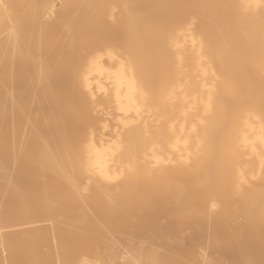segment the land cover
<instances>
[{
    "label": "bare ground",
    "instance_id": "obj_1",
    "mask_svg": "<svg viewBox=\"0 0 264 264\" xmlns=\"http://www.w3.org/2000/svg\"><path fill=\"white\" fill-rule=\"evenodd\" d=\"M0 16L6 264H223L208 252L230 227L236 243L263 246L264 0H0ZM65 74L69 101L52 87ZM17 83L33 97L18 98ZM65 119L83 134L68 138ZM159 205L166 224L147 214L163 231L146 224ZM142 228L158 235L139 239ZM131 232L138 240L120 239ZM199 237L206 245L182 256ZM251 247L236 260L264 264Z\"/></svg>",
    "mask_w": 264,
    "mask_h": 264
},
{
    "label": "rangeland",
    "instance_id": "obj_2",
    "mask_svg": "<svg viewBox=\"0 0 264 264\" xmlns=\"http://www.w3.org/2000/svg\"><path fill=\"white\" fill-rule=\"evenodd\" d=\"M1 19H2V21H1ZM3 20H4L3 17L0 16V23L3 22ZM5 23H6V21H5ZM5 23H4L3 25H5ZM7 24H9V23H7ZM5 26H7V25H5ZM54 30H56L55 27H54ZM51 53H52L51 50H49V51L47 50V51L44 53L43 56H44V57H46V56L48 57V56H50ZM53 54H54V53H53ZM53 54H52L51 56H53ZM53 57L55 58L56 55L54 54ZM53 57H50V58H49V60L51 59L50 62H51V65H52V69H54V68L58 65V62H57V61H59V58L56 57V59H57V61H56L57 64H56V63H53V60H52V59H54ZM47 59H48V58H47ZM54 61H55V59H54ZM27 66H29V65H27ZM27 66L25 65L24 67H23V66L21 67V69L23 70V72H24V71L26 72L27 70H30V66H29V68H28ZM26 67H27L28 69H27ZM53 67H54V68H53ZM24 69H25V70H24ZM52 71H53V72H56V68H55L54 70H52ZM67 76H68L69 78H68ZM18 77H21V74H20ZM60 78H61V77H60ZM60 78L58 77L57 81L53 83L54 85H52V87H55L56 90H53L52 88H51V89H52L54 92H56L55 94L58 93V94H62V95H64V96L66 97V100L69 101V100H70L71 98H73V96H74V92H72V90H73V85H72V83H71V77H70V74L62 75V79H63V81H62ZM65 78H66V79H65ZM58 80H59V81H58ZM64 80H66V82H67L68 84L66 83V84L64 85ZM61 81H62V82H61ZM56 83H57V84H56ZM19 84H20V85H18V83H17L18 86H17V85H14V87H13V89H14V90H13V93H14L15 95H17V96H18V95H19V96L21 95L20 97H18V98H20V99H21V97H22V99H28V97H24V96H29V99H31V97H33L32 91H30L29 89L27 90V87H28V86H26V85H24V84L21 85V83H19ZM62 84H63V85H62ZM15 86H16V87H19V88H16ZM21 86H23V87H21ZM23 88H24L25 90H27L28 93H27ZM17 89H18V90H17ZM16 90H17V92L19 91L17 94H16ZM21 90H22V91H21ZM58 90H59V91H58ZM70 91H71V92H70ZM21 92H22V93H21ZM23 92H25V93L23 94ZM54 92H53V93H54ZM67 92H69V93H67ZM22 94H23V95H22ZM50 94H52V92L49 93V94H47V95L45 96V97L47 98V102H45V99L43 100V98H45V97H43L44 94L36 95L35 99L38 98L37 101H36V103H38V104L43 103V104H41V106L44 105V106H42V107H46V106L48 107V104H46V103H48V100H49V96H50ZM41 96H42V97H41ZM47 96H48V97H47ZM23 97H24V98H23ZM68 98H69V99H68ZM35 99H34V100H35ZM40 100H42V102L39 103L38 101H40ZM43 101H44V102H43ZM65 102H66V101H65ZM65 102H64V103H65ZM64 103H61V104H58V105H55V106H53V105L50 106V105H49L50 107L47 108V109H50V110H48L49 112H52L53 114H57V115H59V114H61V113L64 111V109L68 106V102H66L65 104H64ZM45 104H46V105H45ZM51 107H54V108H51ZM64 107H65V108H64ZM61 108H62V109H61ZM45 109H46V108H45ZM14 110L17 111V112H19L17 108H16V109H13L12 111H14ZM15 111H14L13 114H12L13 116H14V113H15V114L17 113V112H15ZM55 111H56V112H55ZM59 112H60V113H59ZM16 116H19L18 113L16 114ZM12 118H13V117H12ZM16 118H17V117H16ZM14 119H15V118H14ZM13 121H14V120H13ZM16 121H17V120L15 119V122H16ZM9 123H10V122H9ZM5 124H6V122H5ZM62 124L64 125V128H66V129L68 130V133H67V135H66L68 138H69V137H73L75 134H76V136H78V135H82L83 132H84V130H85V128H84L83 126H82V128H81V126L78 128V127L76 126L74 120H72V119H65V120L63 121ZM76 130H77V131H76ZM74 131H76V132L74 133ZM81 131H82V132H81ZM80 133H81V134H80ZM26 173H27L28 175H26V174H25V175H21V177H18V180H19V181L24 180V182H25L24 184H26V185H28V186H29L30 184L32 185V184L34 183V182H33L34 180H31L30 176L32 177V175H33L32 179H35V177H34V173H33V174H31L32 172H31V173H30V172H26ZM25 176H26V177H25ZM23 177H24V178H23ZM27 177H29V179H27ZM26 179H27V180H26ZM30 180H31V181H30ZM28 181H30V183H27ZM22 182H23V181H22ZM31 185H30V186H31ZM9 197H11V196H7V198H9ZM6 200H7V199H6ZM12 200H13L12 198H9V199H8V201H12ZM156 206H157V205H156ZM156 206H155L153 209H151V210H153V211L145 212V214L148 216V221H150L149 223H146V222H148V221L146 220V219H147V216H145L144 213H142L143 218H141L142 216H141V217L139 216V218H141V219H145L143 223L141 222V224H144L145 227H146V224H149V226L147 225V227H150V226H151L150 223L152 222L151 220L154 219L153 217H151L152 215L147 214V213H150V212H152V213L154 212V213H155L158 209L163 208V207H160V205L158 206V208H157ZM162 210H163V211H162ZM160 211H161L162 213L164 212L163 214L165 215V213H166L167 210L164 211V208H163V209H161ZM160 211H157V213H155V214L158 215V212H159V214H160V213H161ZM162 213H161V214H162ZM167 213H170V212H167ZM167 213H166L165 216H166V217H168V216L170 217L171 214L168 215ZM143 214H144V215H143ZM161 214H160V216L158 215V216H159V219H161V220L164 222V224H166L165 221H164V217L162 218V217H161V216H162ZM164 215H163V216H164ZM144 217H145V218H144ZM149 217H150V218H149ZM166 217H165V220L168 219V220H166V222H168L170 219H169V218H166ZM29 219H30V218L27 219V221H28L29 223L26 222V223L24 224L25 226L27 225V227H29V226L31 225V224H30L31 222L29 221ZM137 219H138V217H137ZM159 219H158V220H159ZM139 220H140V219H138V221H139ZM158 220L156 219L155 222L153 221L154 223H156V225L152 224V226H155V227H153V228H158V227H159V229H160V228L162 227V228L160 229V231H163L162 229H165V230H166L168 227L163 228V227H165L166 225L162 226L163 224H161L160 221H158ZM23 222H25V220L22 221V223H23ZM122 222H123V223H122ZM122 222H121L122 225H126V226H127V225H128V222H129V224L131 225L132 220H130V219H129V220L126 219L125 222H124V220H123ZM126 222H127V223H126ZM153 222H152V223H153ZM163 222H162V223H163ZM215 222H216V221H215ZM125 223H126V224H125ZM145 223H146V224H145ZM159 223H160L161 225H160ZM17 224H19V223H17ZM20 224H21V223H20ZM40 224H41V223H40ZM40 224H39V226H42V225H43V224H42V225H40ZM24 225H22V226H21V225H17L15 228H13V227H11V226H8L9 228H7L8 230L6 229V231H9V232H10V231L13 230V229H23V228H24V227H23ZM228 225H229V224H228ZM228 225L225 224V226H224V227H225V230L229 229V228H227ZM20 226H21V227H20ZM33 226L36 227V226H38V224H34ZM128 226H129V225H128ZM156 226H157V227H156ZM181 226H182V225H180V227H181ZM183 226H185V227H183ZM183 226H182L183 229L180 228V227L178 228V227L176 226L177 229H172V230H176V231H174V232H178V230H179V231L182 230L183 232L185 231V232H184L185 234H187V232H188L187 229L189 230V226H187V227H186V225H183ZM194 226H195V225H194ZM194 226H193V227L190 226V228H191V229H192V228L194 229ZM199 226L201 227V226H203V225L199 224ZM199 226L196 225L195 228H200ZM229 226H230V225H229ZM229 226H228V227H229ZM27 227H25L24 229H26ZM141 227H143V225H142ZM147 227H146V228H147ZM153 228L151 229V231H148V232H151V234L149 233L150 235H148L147 230H144V228H142L143 231H140V233L142 232V235H140V233H138V231H135L136 233H135V232H133V233H134L135 237H137V236L139 235V236H140V237L138 236L139 239H140L142 236H144L143 238L148 237V236H150V237L152 238L151 235H153V233L156 231V229L153 230ZM174 228H175V227H174ZM201 228H203V227H201ZM230 228H231V229H230L229 231H232L233 228H232V227H230ZM147 229H148V228H147ZM139 230H141V229H139ZM149 230H150V229H149ZM169 230H170V229H169ZM172 230L169 231L168 233L172 232ZM6 231H5V232H6ZM144 231H146L147 234H146V233H143ZM152 231H154V232H152ZM182 231H180V232L182 233ZM186 231H187V232H186ZM229 231L227 230V232H229ZM180 232H179V233H180ZM189 232H190V230H189ZM189 232H188V233H189ZM225 232H226V231H225ZM225 232H224V233H225ZM227 232L225 233L226 236L224 235V233L222 234L221 237L219 236L220 239H222V237H223V235H224V238L222 239L223 242H224V239H226V238L229 239V240H228V239L225 240V242H226L225 245H223L225 242H224L223 244H221V243L219 242V243L221 244L220 246H223V247L226 246V247H224L225 249L223 248L224 250L221 249V248H219V249L217 248V249H216V248H214V247H213V248L216 249L217 251L214 250L212 247L209 248L210 250L207 249V251L209 250L208 253H210L211 256L213 255L212 257H215V255H216V257L218 256V258H219V257H220L221 259L223 258L222 260H225V261H226V262L223 261V264H238L237 262H239V264H241V262H240L239 260H238V261L236 260V258H238L237 253H239V251H240L243 247L250 246V243H251V245H254V247H251V250H252V248L255 249V247H256V249L260 250V247H263V248H261V250L263 249V251H264V243L261 244V245H263V246H260V243H259V246H257L256 244H258V243H256L254 240H252L253 242H252V241H248L249 244H248L247 241H245V242H247L248 245H246V243H245L244 241L241 242V241H238V240H237V243H236V242H235L236 240L234 241V239L230 238V237L227 235ZM133 233L131 232V233H125V234H122V236H120V239H121V237H122L121 240H123V238H124L123 235H124V236H125V240H124V241H126V243H128L129 240L127 241V239L131 238V235H132ZM137 233H138V235H136ZM158 233H162V232H159V231H158ZM168 233H167V235H168ZM172 233H173V232H172ZM179 233H176V234L174 233V234H173L174 236L171 235V233H170V235H171L172 237H174V240H175V239L177 238L178 235L180 236L181 233H180V234H179ZM128 234H131V235L128 236ZM145 234L148 235V236H146ZM155 234L158 235V234H157V231H156ZM155 234H154V235H155ZM165 234H166V233H165ZM181 235H184V234H181ZM132 236H133V235H132ZM175 236H176V237H175ZM227 236H228V237H227ZM128 237H129V238H128ZM135 237H133V238H131V239H134ZM155 237H156V236H155ZM168 237H169V236H168ZM172 237H171V239H172ZM180 237H181V236H180ZM225 237H226V238H225ZM138 238H137V239L135 238V239L138 240ZM200 238H201V237H199L198 239H196V238H195V239L192 238V240L190 239L191 241H189V239H188V241L185 242V241L187 240V239H186V240H184V242H185L184 244H183V241H181V244L184 245L183 247H181V248H182V251H181V248H179V245H181L180 242H179V245H177V246H178L177 248L179 249V251H181L182 256H183L184 253H185V254L187 253L186 255H189L190 251H191L193 248H196V247H199V246H200L199 249H200V248H203L202 246H204V245H206V244H205V242H202L203 240H202V238H201V239H200ZM135 239H134V240H135ZM141 239H142V238H141ZM193 239H194L195 241H194ZM174 240H173V241H174ZM178 240H179V239H178ZM175 241H177V239H176ZM192 241H193V242H192ZM227 242H228L229 244H227ZM233 242H234V243H233ZM257 242H258V241H257ZM174 243H175V242H174ZM254 243H256V244H254ZM261 243H262V242H261ZM176 244H177V242H176ZM0 245H1V244H0ZM168 245H169V244H168ZM201 245H202V246H201ZM231 245H232V246H231ZM171 246H173V248L171 247V248L173 249V251L176 250V249H174V248H176V246H174L173 244H171ZM181 246H182V245H181ZM218 246H219V245H218ZM218 246H217V247H218ZM236 246H237V247H236ZM169 247H170V245H169ZM169 247H168V248H169ZM232 247H234V249H232ZM227 248H228V249H227ZM236 248H237V249H236ZM7 249H8V248H7ZM172 249H171V250H172ZM178 249H177V250H178ZM190 249H191V250H190ZM197 249H198V248H196V250H197ZM231 249L234 250V251H232ZM254 249L252 250L253 252H252L251 258H252L253 260H254L255 258H257V260L255 259V261H259V260H258V256H257L258 254H257V255H253V253L256 252V251H258V250L255 249V250H256V251H255ZM2 250H3V251H2ZM189 250H190V251H189ZM194 250H195V249H194ZM236 250H238V251H236ZM8 251H9V250H8ZM8 251H7V252H8ZM192 251H193V250H192ZM192 251H191L192 254L190 253V256L193 255V252H192ZM218 251H219V252H218ZM230 251H231V252H230ZM263 251H261V252H263ZM7 252H4V249H2V247L0 246V264H6V262L9 261V260H8L9 258H8V256H7ZM194 252L196 253L197 251H194ZM222 252H223L224 254H222ZM233 252H234V253H233ZM258 252H260V251H258ZM258 252H256V253H258ZM8 253L10 254V252H8ZM175 253H177V251H176ZM232 253H233V254H232ZM178 254H179V253H178ZM185 254H184V256H185ZM231 254H232V255H231ZM254 254H255V253H254ZM179 255H180V254H179ZM219 255H220V256H219ZM260 255H261V254H259V256H260ZM5 256H6V257H5ZM182 256H181V258H182ZM224 256H226V257H224ZM230 256H233V259H232V257H230ZM234 256H235V257H234ZM253 256H254V258H253ZM228 257H229V258H228ZM6 258H7V260H5ZM183 258H184V257H183ZM224 258H226V259H224ZM184 259H185V258H184ZM228 259H229V260H228ZM234 259H235V260H234ZM5 261H6V262H5Z\"/></svg>",
    "mask_w": 264,
    "mask_h": 264
}]
</instances>
